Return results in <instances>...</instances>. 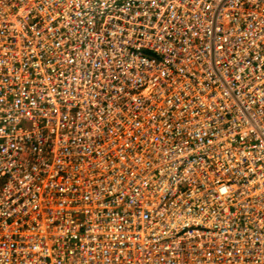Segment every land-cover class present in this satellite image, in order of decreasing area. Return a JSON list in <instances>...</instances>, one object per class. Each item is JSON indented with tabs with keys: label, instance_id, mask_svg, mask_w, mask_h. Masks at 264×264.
<instances>
[{
	"label": "built area",
	"instance_id": "2783aa9c",
	"mask_svg": "<svg viewBox=\"0 0 264 264\" xmlns=\"http://www.w3.org/2000/svg\"><path fill=\"white\" fill-rule=\"evenodd\" d=\"M0 264H264V0H0Z\"/></svg>",
	"mask_w": 264,
	"mask_h": 264
}]
</instances>
